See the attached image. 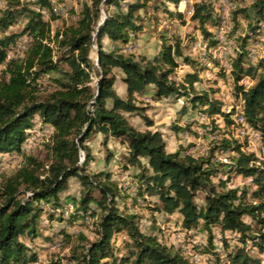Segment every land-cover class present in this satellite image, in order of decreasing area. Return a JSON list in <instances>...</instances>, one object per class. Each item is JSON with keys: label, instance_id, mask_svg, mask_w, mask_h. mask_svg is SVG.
Listing matches in <instances>:
<instances>
[{"label": "trees", "instance_id": "trees-1", "mask_svg": "<svg viewBox=\"0 0 264 264\" xmlns=\"http://www.w3.org/2000/svg\"><path fill=\"white\" fill-rule=\"evenodd\" d=\"M3 1L0 167L7 156L20 155L21 161L14 173H0V264H35L57 240L62 245L78 241L68 257L75 264H197L183 247L168 242L167 228L156 222L153 232L143 229L142 218L131 208L146 196L155 198L153 205H147L153 221L159 213L175 218L192 251L207 256L212 264H264V159L247 152L244 142L236 137L234 131L240 125L234 120V111L223 108L218 87L211 92L197 89L204 66L185 53L197 37L191 35L190 43L184 44L182 37L172 41L168 32L162 31L153 58L122 51L125 44L145 32L148 22L161 24L157 12L162 7L166 16L183 20L182 12L166 6L172 3L177 7L181 0H165L162 7L154 0H92L76 14L71 9L69 19L53 15L57 20L53 31L50 21L36 9L49 7L50 0ZM194 7L191 20L198 24L194 29L200 30L210 46L216 45L214 30L220 17L215 0H196ZM252 7L255 18L239 37L233 72L237 97L242 93L245 99L247 122L264 143V57L254 66L247 51L248 44L263 33L264 0H255ZM102 10L105 17L101 22ZM235 13L249 16L248 7ZM23 20L20 32L4 34ZM235 24L238 26L237 19ZM25 35L31 39L27 54L9 59L11 46ZM106 37L121 46L107 50ZM178 58L191 68L181 80L175 77ZM114 69L123 72L126 97L116 91ZM258 69L263 71L247 89L241 81L249 75L255 77ZM147 92L155 100L173 95L182 100L181 118L190 110L207 113L212 131L222 136L202 154L190 152L182 143L169 152L162 131L140 130L130 120L140 116L148 127L154 126L147 106L138 101V95ZM218 119L224 122V131ZM177 124L176 130L182 132V124ZM45 129L52 131L39 141L44 154L36 149L26 152L24 146L36 130ZM99 132L104 134L107 160L113 158L107 148L111 138L128 146L120 168L139 167L134 175L136 196L122 191L115 171L91 169L95 161L91 141ZM217 152L228 154L229 159H218ZM235 175L250 181L231 188L229 181ZM73 179L82 185L80 196L68 194L64 199L62 194ZM200 193L204 194L202 204L197 202ZM70 201L74 208L66 216ZM75 227H89L94 236L75 232Z\"/></svg>", "mask_w": 264, "mask_h": 264}, {"label": "rangeland", "instance_id": "rangeland-1", "mask_svg": "<svg viewBox=\"0 0 264 264\" xmlns=\"http://www.w3.org/2000/svg\"><path fill=\"white\" fill-rule=\"evenodd\" d=\"M196 0H191V3L194 5ZM255 0H240V3L242 7H248V18H244L241 14L237 15V17H240V20L238 19V27L237 29L240 30V33H244L246 29L248 28V24L250 21H252L255 18V11L252 7V3ZM165 0H154L153 3L157 5L163 6ZM2 6H4V1ZM172 10L174 11H179L178 6H174L172 3H168V5ZM153 7H150V14L153 12L152 10ZM181 9H184V5L181 6ZM163 7L158 11V15L161 18V24L156 25L154 21H150L147 23V26L145 28V32L139 36L138 39L140 41L134 40V44L136 47L137 55H143L148 58H153L154 55L159 51L160 45H161V40H160V35L162 31H167L170 39L174 41L177 36L182 37L183 43L187 44L190 43L189 37L191 35H194L197 37V35L200 34V30H195L194 27H198V24L196 22H193L191 20V14L188 13V11H185L184 13V18L182 19H177L175 17H168L166 16L163 12ZM140 13L142 15H145L144 10H141ZM153 14V13H152ZM185 21V22H183ZM24 23V20L20 22V26L22 29V25ZM20 31V30H19ZM195 41V40H194ZM117 44H120V42H117ZM139 49V52H138ZM191 51V45L186 47L185 53L187 55H190ZM192 56V55H191ZM193 57V56H192ZM93 58H95V54L93 53ZM180 61V66L177 69V74L176 78L178 80H181L187 72L191 71V68L186 64L182 58H178ZM251 64L254 66H257L258 62H253L250 59ZM262 69H258L255 73V77L251 75V78L254 79V81L259 78L260 73L262 72ZM202 75V72L200 76ZM222 75V74H221ZM250 76V75H249ZM235 78V77H234ZM197 89L201 91H213L215 87H217V82L216 80L213 79H208V78H202L201 76V81L197 83ZM118 91H122L119 87ZM212 95V94H211ZM235 95L237 96L236 89H235ZM138 101L147 106V114L154 119L155 121V126L153 129H159L164 133V137L167 141V150L169 152L175 151L179 145L183 142L184 138V131H188L191 134V142L190 144H185L184 148H187V150H191L196 144L199 145L200 150H204V153L209 150V148L212 146V143L214 141L219 140L220 136H222L221 133L218 131H212V119L207 115L205 112H198L197 110H190L184 115L183 118L179 115V110L181 109L182 100H177V97L175 95L170 96V97H164L161 100H155L151 97L150 94H145L141 95ZM223 101V100H222ZM224 106L223 108L226 109L228 105L231 103L230 101H223ZM234 103V102H233ZM131 119V118H130ZM181 119V121H180ZM132 124H134L138 129L140 130H145L146 129V123L141 117H135V119H131ZM178 122L182 124V132H178L176 130V126H178ZM191 125L189 128H185L186 125ZM219 127L224 131V122L222 119H218ZM184 127V128H183ZM185 129V130H184ZM236 137L241 139L244 142V148L247 152H254L256 156L259 158V160L264 159V145L261 146L260 138L256 139L255 141V146H250V150L248 149V138L247 135H243L239 133L238 130L234 131ZM36 135L35 138L31 142H27L24 146V149L27 151H31L33 149H36L37 152L40 154H44V149L39 146V141L44 140L46 138V135L43 131L41 130H36ZM100 136H96V140H99ZM93 149L95 150L96 153V161L94 164H92L91 169H97V170H110V171H115V177L116 176V171H118V168H115V164L120 163L117 162V159L112 161V164H109L108 160L106 159L105 153L103 155L98 154V147H100L99 143H93L91 144ZM117 157H125L126 154H124V151L122 153H116ZM114 155V153H113ZM16 158L19 160L13 161L11 158L12 156H7L5 157V160L0 167V172L6 175H10L16 171V169L19 166L21 156L20 155H15ZM99 156V157H98ZM116 157V158H117ZM217 158L218 159H223L226 158L227 160L229 159L228 154H221L220 152H217ZM12 160V161H11ZM108 162L106 165L105 163ZM122 163H124V160L122 159ZM120 164H118L119 166ZM107 167V168H106ZM130 172L134 176L135 173L139 171V167L131 166L130 167ZM117 179V178H116ZM250 180L240 176V175H235L231 178L229 181V185H233L234 187L241 188L242 186L246 185L249 183ZM82 185L81 183L73 179L70 184V188L62 194V197L65 199L68 194L79 197L80 193L82 191ZM154 197L151 196H146V199L144 200L141 198V201H139L138 205L133 206L132 201L130 203V206L132 205L131 212L135 211L137 212L140 217L142 218V227L143 229L150 233L154 231L153 228V223L165 227L169 230L166 234V238L168 242L170 243H177L176 245H179V247H186L182 248L185 252L188 251V249L191 250L192 253H195L192 251L191 247H189L190 244L186 241L188 239L187 237L185 238L184 233H182L178 226L175 225V218H169L165 213H159L156 214L154 217L156 218V221H153L152 215H151V210L147 206L149 203L154 204ZM204 201V194L200 193L199 196L197 197V202L199 204H202ZM59 223L57 221L54 222V227L58 226ZM156 225V226H157ZM83 232L89 235L90 237H93V232L91 228L84 227ZM192 240H195V243L199 241L198 238H192ZM78 243V241L74 240L72 242H69L66 245H62L60 248H53L50 249V246L54 244L51 243V245L46 248L47 250L45 251L46 253V260L45 264H55L54 261H60V264H75L74 262L69 261L68 257L70 256L73 247ZM188 248V249H187ZM197 259H194V261L197 264H212L207 258V256H203L200 253ZM190 255V254H189ZM192 256V255H190ZM193 257V256H192Z\"/></svg>", "mask_w": 264, "mask_h": 264}, {"label": "built area", "instance_id": "built-area-1", "mask_svg": "<svg viewBox=\"0 0 264 264\" xmlns=\"http://www.w3.org/2000/svg\"><path fill=\"white\" fill-rule=\"evenodd\" d=\"M24 1V0H21ZM92 0H50V6H36V9L42 13L45 19L50 21L52 31L57 25V20L53 18V15H57L60 18L69 19L71 9L74 13H78L80 7L84 3H91ZM3 4V0H0V5ZM184 5V9H181V6ZM242 7L240 0H215V9L220 17V25L214 31L216 33L217 44L210 46L208 41L205 40L201 34L197 35L196 40L191 44L190 55L202 63L204 70L202 72V78L215 79L218 87V95L223 101H230L231 103L225 109L226 111H234V120L240 126L238 127L239 133L247 135L248 138V149L250 146H255V141L259 137V133L247 122L245 115V99L243 98L242 93L237 97L235 95V78H234V68L233 60L237 57L239 52V37L244 35L240 33V30L237 29L236 19L240 20V17L236 16V10ZM178 10L183 14L185 11H188L189 14H193L195 11L194 5L191 3V0H181ZM102 18L105 17V12L101 11ZM1 16V15H0ZM262 35L256 41L251 42L247 46V51L250 59L253 62H258L262 57H264V18L261 21ZM21 31L20 22L12 24L5 32V35L11 33H17ZM247 30V29H246ZM134 41V40H133ZM131 41L125 44L122 47L124 53H133L136 52V47L134 42ZM31 47V39L29 36H22L15 44H13L9 50L8 58H23L27 54ZM96 48V44L93 45ZM112 49H116L113 47ZM222 74V75H221ZM93 78V76H92ZM242 83L246 84L247 89L255 82L251 76L244 78ZM234 102V103H233ZM91 111H94V106H91ZM52 130L45 129V135H48ZM184 138L182 144H190L191 134L188 131H184ZM35 136L31 137L28 142H31ZM260 145L263 146L264 143L260 142ZM26 152H30L25 150ZM190 152L194 154H202L204 150H200L198 144L194 146ZM13 161L19 160L16 156H12ZM117 162L120 161V164H115V168H118L116 171V178L119 183L120 188L123 192L128 193L131 196L137 195V182L130 170H122L120 167L122 165L123 157H117ZM11 160V161H12ZM224 160H227L224 158ZM21 161V159H20ZM20 165V163H19ZM1 173V172H0ZM250 180V178H248ZM231 188H237L233 185H229ZM141 201V198L139 199ZM74 208L73 202H68L65 207V215L68 216ZM87 221H91V217L87 218ZM75 232H83V228L75 227ZM221 236H218L220 240ZM177 244V243H175ZM62 246L61 240H57L53 245L50 246V249L60 248ZM179 246V245H177ZM184 247V246H183ZM186 248V247H184ZM188 249V248H187ZM193 256L194 259H197L199 254L192 253L190 249L186 252ZM208 258V257H207ZM46 253L40 254L35 262V264H45Z\"/></svg>", "mask_w": 264, "mask_h": 264}, {"label": "crops", "instance_id": "crops-1", "mask_svg": "<svg viewBox=\"0 0 264 264\" xmlns=\"http://www.w3.org/2000/svg\"><path fill=\"white\" fill-rule=\"evenodd\" d=\"M141 36V35H140ZM139 41H140V39H138ZM104 43H105V48L107 49V50H111L113 47H116V48H119L120 46H121V44H117V42H113V41H111L109 38H105L104 39ZM137 52V51H136ZM138 52H139V49H138ZM94 60H95V58H93ZM114 71L116 72V74H117V80H116V83H115V88H116V91L118 92V94L120 95V96H122V97H126L127 96V85H126V83L123 81V72L120 70V69H114ZM117 87H119L120 89H122V91L120 92V91H118V88ZM145 94H150V92H147V93H145ZM144 94V95H145ZM140 96L141 95H138V98H140ZM135 117H140V116H132L131 117V119L133 118V119H135ZM130 119V120H131ZM132 121V120H131ZM155 122V121H154ZM156 124V123H155ZM155 124H154V126H155ZM154 126H152V127H148L147 125H146V129L147 128H150V129H153V127ZM145 129V130H146ZM153 130H159V129H153ZM99 134H101V137H99V140H96V136L98 135V136H100ZM103 138H104V134L102 133V132H99V133H97L96 135H95V137H94V139L91 141V144H93V143H99L100 144V147H98L97 149H98V154H101V155H103L104 153H105V156H106V146H104L103 144H102V141H103ZM92 146V145H91ZM93 148V147H92ZM107 148H109L110 149V151L112 152V155H113V153H114V155L112 156L113 158L111 159V160H108V162H109V164H112L113 162L112 161H114L115 159H116V157H117V154L116 153H122L123 151H124V154H126L127 155V153H128V146L126 145V144H123V143H121V142H119V141H117V140H115V139H113V138H111L110 139V141H109V143H108V146H107ZM93 152H94V154H95V161H96V158H97V156H96V153H95V150L93 149ZM125 155V156H126ZM99 157V156H98ZM123 158H124V156H123ZM106 159H107V157H106ZM95 161L92 163V164H94L95 163ZM108 162H106L105 164L107 165L108 164ZM92 166V165H91ZM107 168V167H106ZM93 170H97V169H93Z\"/></svg>", "mask_w": 264, "mask_h": 264}]
</instances>
